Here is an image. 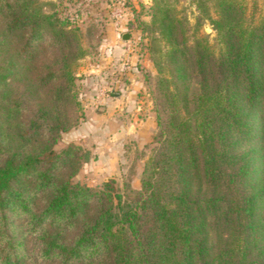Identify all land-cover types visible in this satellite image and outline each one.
Returning a JSON list of instances; mask_svg holds the SVG:
<instances>
[{
    "label": "trees",
    "instance_id": "1",
    "mask_svg": "<svg viewBox=\"0 0 264 264\" xmlns=\"http://www.w3.org/2000/svg\"><path fill=\"white\" fill-rule=\"evenodd\" d=\"M158 146L139 189L74 180L79 24L0 0V264H264V13L247 0H151ZM204 21L212 40L201 31Z\"/></svg>",
    "mask_w": 264,
    "mask_h": 264
},
{
    "label": "rangeland",
    "instance_id": "2",
    "mask_svg": "<svg viewBox=\"0 0 264 264\" xmlns=\"http://www.w3.org/2000/svg\"><path fill=\"white\" fill-rule=\"evenodd\" d=\"M47 11L56 10L62 16L76 21L83 34V43L89 53L79 61L76 70L79 97L83 116L78 124L61 133L55 144L60 149L70 142L77 143L89 152L88 160L80 166L74 180L96 186L113 180L116 188L124 194H132V189L141 187L140 177L145 161L159 142V126L155 103V81L157 69L149 56L148 38L142 31V22L150 19L151 0H45ZM247 15L256 19L264 13V0H247ZM120 7L123 13L121 23L116 25L112 11ZM178 7L191 23L195 21L196 9L190 0H178ZM127 31L128 39L118 34V41L125 43L126 52L135 55L137 68L131 79L121 72L123 85L113 86L109 92V104L92 101L93 89L89 82L86 65L98 59V52L104 38L112 31ZM201 31L209 34L212 40L214 30L204 21ZM127 43V44H126ZM134 52V53H132ZM130 57V56H128ZM90 62V63H88ZM129 65V63L127 64ZM96 87V86H95ZM131 95L123 101L116 99V92L126 91ZM99 86L96 88L98 90ZM124 88V89H123ZM112 101H116L114 103Z\"/></svg>",
    "mask_w": 264,
    "mask_h": 264
},
{
    "label": "crops",
    "instance_id": "3",
    "mask_svg": "<svg viewBox=\"0 0 264 264\" xmlns=\"http://www.w3.org/2000/svg\"><path fill=\"white\" fill-rule=\"evenodd\" d=\"M124 29L121 31H112L110 36L104 38V41L101 43L98 52V59L93 62V64L86 65V71L88 74L92 73L89 78V82L92 85L93 89L91 91L92 101H100L102 104L110 103V95L108 90H110L116 84L122 86L123 81L120 79L121 72H125L128 75V78L136 74L135 71L137 68L133 65L136 62V56L126 52L125 43H120L118 41V34H122ZM127 44V43H126ZM134 53V52H132ZM130 56V57H128ZM90 63V62H88ZM129 63V65H127ZM96 86V87H95ZM99 86L98 90L96 88ZM126 91L116 92L114 95L117 97L118 102L124 100V96H130L131 90L130 87ZM124 89V88H123ZM117 103L116 101H112Z\"/></svg>",
    "mask_w": 264,
    "mask_h": 264
},
{
    "label": "built area",
    "instance_id": "4",
    "mask_svg": "<svg viewBox=\"0 0 264 264\" xmlns=\"http://www.w3.org/2000/svg\"><path fill=\"white\" fill-rule=\"evenodd\" d=\"M113 17L115 19L116 25H119L121 23V19L123 17L122 10L120 7H115L112 11Z\"/></svg>",
    "mask_w": 264,
    "mask_h": 264
},
{
    "label": "water",
    "instance_id": "5",
    "mask_svg": "<svg viewBox=\"0 0 264 264\" xmlns=\"http://www.w3.org/2000/svg\"><path fill=\"white\" fill-rule=\"evenodd\" d=\"M129 37H130V33L129 32L125 31V32L122 33V38L123 39H128Z\"/></svg>",
    "mask_w": 264,
    "mask_h": 264
}]
</instances>
